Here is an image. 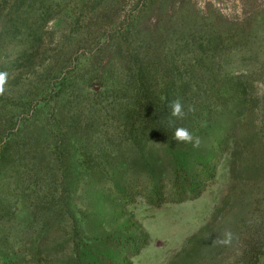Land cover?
<instances>
[{"label": "rangeland", "instance_id": "rangeland-1", "mask_svg": "<svg viewBox=\"0 0 264 264\" xmlns=\"http://www.w3.org/2000/svg\"><path fill=\"white\" fill-rule=\"evenodd\" d=\"M34 38L41 46L10 77ZM163 51L179 65L206 56L202 68L213 81L251 76L244 122L232 108L189 94L184 102L196 110L176 126L199 136L200 147L160 134L133 146L120 132L129 100L107 77L121 82L142 56ZM52 54L55 74L75 76L68 95L50 97L27 131L43 135L38 119L48 118L41 122L62 130L60 144L69 136L78 144L37 189L13 172L0 176V264H264V124L256 98L264 92V0H0V71L10 77L0 125L20 112L15 104L26 88L19 81L29 86L31 77L33 94L56 83L26 71ZM182 166L202 184L198 195L152 204L146 188L171 191ZM226 230L232 245L213 244Z\"/></svg>", "mask_w": 264, "mask_h": 264}, {"label": "trees", "instance_id": "trees-1", "mask_svg": "<svg viewBox=\"0 0 264 264\" xmlns=\"http://www.w3.org/2000/svg\"><path fill=\"white\" fill-rule=\"evenodd\" d=\"M103 9L105 7H99L95 9V12ZM34 39L37 43H31L32 45H29L28 49L26 48L21 57L12 65L10 77H13L16 70L18 71L20 67H23L22 62L30 60L31 52L41 46L42 41L38 42V40H42V38ZM53 50L57 54L61 52L60 49L53 48ZM89 54L85 55V60L89 56L90 62H93L92 56ZM170 56L165 51L162 54H146L142 56V59H138L140 62L133 65V69L124 75L125 77L121 79V82L116 81L112 75L107 77L113 82L115 81L109 87L118 93H122V97L129 100V104L123 113L124 122L122 121L120 132L126 133L133 146H142L149 134H160L166 136L169 141L172 140L174 128L179 122H182V119H176L169 115L168 104L172 100L179 99L184 105L186 115H190L187 112L189 105L184 102L189 94L210 99L211 103L208 104V107L217 104V110L225 108L226 111L232 108L233 110L230 112H235L239 122H244L247 114L250 113L248 107L252 96L248 94V86L251 83V76L243 71L227 73L222 76V81H219V78L215 79L218 83L214 84L215 80H210L213 78L212 76L207 78L212 71H206L202 68L206 56L201 59H193L184 65L172 63L169 60ZM57 57L59 56L52 54L51 57L44 58L40 65L30 69L26 68V71L34 74L33 76L43 73L46 79H49V81L46 80L47 82H52L55 78L56 83H52L46 90H44L45 83L44 85L42 83V89L37 87L38 93L33 94L35 86L31 77L25 79V81H29V86L23 79L19 81V85L26 88L23 90L24 94L15 104L20 112L8 115L3 124L0 125V176L5 172L17 174L16 179L22 180L23 182L20 183L24 185L27 184V190L34 187L37 189L39 185L43 186L47 179L56 177L55 172L59 169L63 170L66 166L65 160L69 157L70 160L73 159L71 150L75 148V144H78V141L74 142V139L72 141L70 136L65 139L66 142L63 140L60 144L58 142L60 135L57 136V133L61 134L62 130L59 132L57 131L58 127L44 126V123L41 122L48 120V118L38 119L37 127L41 130L47 129L43 135H35L31 131H27L28 126L32 124L31 121L41 114L42 106L50 102V97L68 95V82L75 75L70 76L67 72L58 69L57 74H55L51 69H53L54 62L59 63ZM83 64L84 62L79 63L78 73L82 71ZM197 77H199L198 80ZM78 78L80 79V75ZM35 83L36 81H34ZM129 91L131 93L136 92V95L134 97L128 96ZM256 98L261 103L260 123L264 124V92L263 94H256ZM223 100L225 103H221ZM213 101H217V103ZM170 120L175 123L170 125ZM251 140L249 144H252L255 137H252ZM201 186L202 184L197 183L195 178L190 176L185 167L182 166L176 171L171 191L160 193V188L155 186L151 189L146 188L143 194L152 204L162 206L167 202H184L193 195H198ZM21 194L19 193V195Z\"/></svg>", "mask_w": 264, "mask_h": 264}, {"label": "clouds", "instance_id": "clouds-1", "mask_svg": "<svg viewBox=\"0 0 264 264\" xmlns=\"http://www.w3.org/2000/svg\"><path fill=\"white\" fill-rule=\"evenodd\" d=\"M8 78L9 76L6 71H0V95H3L6 91ZM168 108L170 109L169 115L171 117H175L176 119H183L186 116L184 105L179 99L172 100L168 104ZM195 110V106L189 105L187 112L192 113ZM169 123L170 125H173L175 122L170 120ZM172 139H174L176 143L192 144V146L195 148L200 147L201 144L200 137L194 136L192 132H190L189 129L184 126H176L174 128ZM234 239H236L234 233L230 230H226L222 234V236H218V238L214 240L213 244L221 246H231Z\"/></svg>", "mask_w": 264, "mask_h": 264}]
</instances>
